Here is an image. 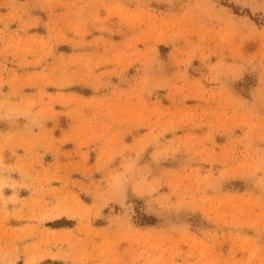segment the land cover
<instances>
[{
	"label": "clouds",
	"instance_id": "9594fccd",
	"mask_svg": "<svg viewBox=\"0 0 264 264\" xmlns=\"http://www.w3.org/2000/svg\"><path fill=\"white\" fill-rule=\"evenodd\" d=\"M61 2L62 0H0V26H2L0 27V42H3V47L0 48V56L5 58L9 54L14 57L19 56L20 67L38 65L45 57L51 56L54 42L68 40L63 29L59 27V20L52 19L50 21V36L47 40L36 37L23 38L18 33L20 30L27 31L38 20V17L31 15L33 9L46 11L50 17H55V9ZM157 2H171V0H157ZM252 2L264 5V0H252ZM217 5L218 0H192L182 15L175 17L171 22L164 21V27L161 28L155 23L157 17L146 8L140 7L133 10L125 7L120 0H71L70 3H65L64 6L68 12L61 17L76 37L71 39L70 43L74 48L87 47L90 44L97 46L102 44L103 53L98 56L76 53L67 57L61 55L49 71L31 72L24 75H17L13 72L7 78L3 72H0V89L5 84L10 88L9 93L0 91V119L14 121L15 117L23 116L28 120V124L25 126L27 135L23 133L20 135H0V264H17L22 256L24 258L23 264H40L47 257L64 259L66 262L71 259L74 264H87L90 253L76 247L73 243L75 238L71 233L57 237L42 227L44 220L49 218L48 212L43 209L42 205L43 194L48 190L47 185L53 179L64 178L58 175L61 167L59 163L56 166V171L52 173H48L46 170L43 176L39 173L33 175L35 171L33 163L39 159L34 149L41 143L52 148L55 142L43 132L33 134L31 129L32 127H39L43 130L44 122L56 115L53 108L55 104H61L68 108L67 114L78 120L83 116L86 108H93L107 110L109 114L120 118L121 123L127 122L129 125L134 124L136 127H140L147 122L149 126V131L140 136L133 145H121L119 143L123 136L120 131L113 132L106 140V147L96 164V171L103 173L101 180H93L87 186V191L94 193L97 200V203L93 205L95 211L93 212V209L89 208L79 210L81 231L89 232L90 228L87 223L89 215H99L100 208L108 200L119 195L124 186L132 181L134 192L140 196L152 197L151 202L159 210L199 209L209 219L214 216L217 221L223 219L225 223H232L237 226L246 225L255 229L257 233H264V175L259 176L255 181L256 187L260 190L259 195L248 193L246 198H229V204L233 209L231 216L220 210L222 201H219L218 197L208 194L209 190L218 191L219 182L226 176L241 174L255 177L258 172L264 173V153L254 155L248 151L254 137L259 136V138L264 139V115L257 116L254 112L256 104L264 106V87L256 90V103L246 105L237 101L229 93L224 83L230 74L234 75L245 65H252L260 70L261 83L264 84V29L257 30L254 25L238 24L227 9ZM101 10L104 11V15H101ZM113 16L118 17L121 24L128 26H136L146 21L151 23H149L148 31L131 37L125 41L123 48L115 51H113L115 45L110 44L103 37L94 38L92 41L85 39L90 34L89 25L100 32H110L109 21ZM68 17L72 18L69 19ZM205 20L207 23L203 22ZM14 21L20 22V28L16 32L10 33L8 28ZM189 32H198L200 42L184 52V58L179 59L178 63H190L197 52L203 60H207L216 50L207 49L204 44L205 40L215 42L221 57H223L224 49L227 48L234 59L241 61V64L225 63L224 59L221 58L216 63L209 64L208 74L204 79L209 84L215 85L214 88L205 87L200 80L189 84L184 73L179 74L178 83L169 82L158 76L153 77L149 69L158 66L160 63L155 56V44L147 46L142 52L136 48L137 41L153 40L158 42L167 36L168 40L175 42L181 38L186 39ZM253 39H259L260 47L256 53L246 56L241 49L245 41ZM29 55L33 59H28ZM132 57L141 61L144 71L142 75L128 85V88L112 85L110 79H105V77L110 78L115 74L120 76L121 83H125L124 73L133 62ZM107 63H114L117 68L111 71H96L101 65ZM78 79L90 84L96 90L111 87L112 96L117 101L124 97L126 102L135 101L139 105L144 104V94L147 93L151 96L155 89L171 87L176 92H183L188 87H194L196 95L205 101L216 100L224 111L220 113L205 111L199 116L184 113L178 120L175 118L161 120L157 117L153 122L152 111L146 114L143 108L137 109L130 105L129 108L121 109L119 113H116L113 104L107 102L110 98L103 96L84 100L81 97L63 93L50 96L44 91V87L48 84H54L57 88L62 89ZM28 84L39 87L40 91L36 96L21 94L22 89ZM16 96H20V99H12ZM228 109H231V114H229ZM208 115L214 116L216 123L225 131L235 126L229 121H236L237 116L240 117L237 123L247 125L248 131L244 137L237 141V143L244 144L243 159L235 157L233 148H229L226 152L218 155L205 147L203 141H197L191 137L179 138L178 143L166 141L161 144L166 133L175 131L185 122L203 119ZM86 131L87 125L85 123L81 126L80 133ZM208 138L210 139V137ZM150 145L156 146V150L152 153V160L155 163L175 155L183 148L191 153L193 158L199 157L200 160L209 163L222 161L224 167L220 170L219 175H215L211 169L202 175L198 167L192 168L190 171L186 170L183 175L177 174L176 177L167 181L172 186L170 196L153 197V193H156L161 184L165 182L164 177L149 181L143 174V170L137 166V160ZM16 147H24L26 156L18 158L14 165L5 164L4 150L11 149L15 154L14 149ZM126 150L134 152L135 157L125 156V163L120 171L111 168L110 165L114 158L118 155L124 156ZM56 152H59V148H56ZM16 171L21 176L19 181L13 180L10 175ZM136 176H139V179H135ZM6 187L14 190L31 188L33 198L31 200L20 199L15 191L11 196L6 197L3 193V189ZM172 196L175 197L174 201L171 199ZM61 202L66 203L67 197L61 198ZM10 203L16 206L11 211L8 207ZM245 206H247V212H245ZM253 208H259L260 211L253 213ZM10 216L16 219L26 217L29 222L21 227L10 229L6 223ZM114 224L121 237L131 243L137 245H148L150 241L156 243L150 245L151 251L147 247L139 249L130 247L127 260L114 257L111 261H102V264H177L175 257L182 255L177 244H166V241L171 240V236L163 231L153 235L152 233L133 230L132 226L121 217H117ZM212 238L215 239L214 236ZM55 239L68 241L69 249L67 251L58 249L53 252L48 245L50 241ZM236 239L241 242L240 246L247 251L246 258L224 261L205 260L203 259L204 250L207 249L208 245L201 242V259L196 264H264V244H257L255 237H241L239 234L236 235ZM187 255L190 256L192 253L189 252ZM184 264H188L187 259H185Z\"/></svg>",
	"mask_w": 264,
	"mask_h": 264
},
{
	"label": "rangeland",
	"instance_id": "374dc122",
	"mask_svg": "<svg viewBox=\"0 0 264 264\" xmlns=\"http://www.w3.org/2000/svg\"><path fill=\"white\" fill-rule=\"evenodd\" d=\"M71 0H62L56 7L55 17H50L49 13L43 10L31 11L33 17H38L36 23L27 29L20 30L18 35L23 38L36 37L37 39L47 40L50 36L49 27L52 19L59 20V27L63 29L68 40L54 42L53 52L51 56L45 57L38 65H28L26 67L19 66V56L9 54L6 58L0 56V72L5 74L7 78L13 72L17 75H24L31 72L49 71L53 67L57 59L63 55L65 57L76 54H86L98 56L103 53V45L100 46L90 44L87 47L74 48L70 43L71 39L76 38L70 27L61 17L68 12L64 6L65 3H70ZM125 7L130 9L146 8L157 17L155 23L161 28L164 27V21L171 22L175 17L182 15L185 8L192 3V0H171V2L158 3L157 0H120ZM218 7L222 6L228 10V13L238 24L254 25L257 30L264 29V5L254 3L252 0H218ZM101 10V15H104ZM71 19L72 17H68ZM207 23V21H203ZM150 21L136 25L128 26L121 24L118 17L113 16L109 21L111 31L100 32L89 25L90 34L85 37L87 41H92L94 38L103 37L110 44L115 45L113 51L121 49L125 45V41L133 36L139 35L141 32L149 30ZM2 27V26H0ZM20 28V22L14 21L9 25L8 31L16 32ZM166 30V29H165ZM200 42L198 32H189L187 38H181L175 42L168 40L165 36L160 41L149 40L137 41L136 48L141 52L152 44H155V56L159 60V65L154 66L151 71L153 77H161L169 82H179L178 76L181 73L186 75L189 84L196 80H200L205 87H215L209 84L204 77L208 74V65L216 63L221 58L225 63L241 64L239 59H234L228 49H224L223 57L219 54V49L216 48L215 42L205 40L204 44L207 49H215V53L210 55L207 60H203L197 52L188 64L178 63L179 59L184 58V52L190 50L194 45ZM259 39L248 40L244 42L241 51L247 56L257 52L260 47ZM3 47V42H0V48ZM111 55V53H109ZM33 59L31 55L27 57ZM132 63L124 73L126 82L121 83L120 76L112 75L110 79L112 85H119L121 88H128V85L143 74L144 66L140 60L132 57ZM117 68L114 63L101 65L96 69L97 72L111 71ZM118 71V69H117ZM223 79V78H222ZM229 93L236 98L241 104L253 105L255 101L256 90L264 87L261 83V72L258 68L252 65L241 67L234 75L230 74L224 80ZM0 91L9 93L10 88L7 84ZM40 91L38 86L28 84L22 89V95L36 96ZM44 91L50 96H55L58 93L65 95H74L81 97L84 100H92L93 97L110 98L107 102L112 103L116 113L121 109H127L130 105L137 109L143 108L145 113L152 111V121L157 117L161 120L169 118L179 119L184 113H192L199 116L201 113L208 111L220 113L224 109L218 105L216 100L205 101L196 95L194 87H188L183 92H176L171 87H164L152 91V95L147 93L143 96V105L137 102H126L124 97L119 101L112 96V88L94 89L90 84L77 80L73 84L64 88H57L54 84H48L44 87ZM47 98V97H46ZM12 99H20V96L12 97ZM146 106V107H145ZM56 115L44 122V128L32 127L33 134H41L43 132L49 139L54 141V146L48 148L45 143L38 145L34 152L38 156V160L33 163V175L39 173L41 176L56 171V166L59 163L61 166L58 175L64 179H53L47 185V191L43 194L42 205L43 209L48 212L49 218L44 220L42 227L49 233L55 234L57 237L71 233L75 238L73 243L76 247L90 253L87 264H102V261H111L114 257H120L124 260L129 258L128 249L130 247L141 248L147 247L151 251L150 245L156 243L150 241L148 245H137L131 243L127 239H123L117 231L114 221L117 217L124 218L130 224L133 230H139L144 233H152L155 235L161 231L169 234L171 240L166 241V244H177L182 255L175 257L177 264H184L187 259L188 264H196L201 259L200 253L202 244L208 245L204 250L203 259L224 261L228 259L240 260L246 258L248 253L240 246V241L236 239V235L241 237H255L257 244H264V233H257L255 229L246 225L237 226L232 223H225L224 220L217 221L213 216L209 219L203 211L192 208H181L179 210L162 211L152 203V197L148 195L140 196L133 190V182L130 181L124 186L123 191L107 201L100 208L99 215L90 214L87 220L90 231H81V219L78 214L82 208L93 209V205L97 203L94 193L87 191V186L93 180L100 181L102 172L96 171L97 160L106 147V140L115 131H120L123 136L120 138L121 145H133L136 140L145 135L149 131L148 123L136 127L134 124L121 123L120 118L111 115L107 110H96L86 108L83 116L78 120L73 116L68 115L69 109L61 104L53 106ZM231 114V109H228ZM254 112L257 116L264 115V106L256 104ZM240 117H236V121H229L235 126L230 127L227 131L216 123V118L212 115L205 116L203 119H193L181 124L175 131H170L165 134L161 140V144L166 141L179 142V138L191 137L197 141H203V145L210 151L218 155L226 152L229 148L234 149V155L238 159H243L244 144L237 141L244 137L248 131V127L244 123H237ZM87 125V131L80 133V128L83 124ZM28 120L23 117H15L14 121L9 119H0V135L8 134H24L25 126ZM110 126V127H109ZM103 133V134H102ZM210 137V139L208 138ZM63 141V143H61ZM59 148V152H56ZM156 150L155 145L147 147L143 154L137 160V166L143 170V174L147 180L151 181L155 178L164 177V181L159 187L155 196H170L172 186L167 183L179 175H183L186 170L199 168L201 174H206L209 169L215 175H219L220 170L224 167V163L216 162L209 163L202 161L199 157H192V154L185 151L183 148L175 155L162 159L159 163L152 160V153ZM248 151L254 155L264 153V139L256 136L252 139L251 147ZM13 150L5 149L3 152L4 163L14 165L18 158L25 157L26 151L24 147H16ZM125 156L135 157L134 152L125 151L124 156H116L110 165L118 171L122 170V165L125 163ZM230 162V160H229ZM150 170V171H149ZM13 180L21 179L18 171L12 172ZM264 175L258 172L255 177L249 175H229L224 177L218 186V191L208 194L218 197L220 210L231 216L233 209L229 204V198L247 197L248 193L259 195L260 190L256 187V179ZM135 179H139L136 176ZM102 186H104L102 184ZM16 192L20 199L31 200L33 192L31 188H20L14 190L10 187L3 189L4 195L11 196ZM67 197V202L62 203L61 198ZM171 199L174 201L175 197ZM9 210L14 207L9 204ZM95 209H93V212ZM245 206V212H247ZM259 208H253V213H258ZM28 219H16L9 217L7 223L8 228H18L28 223ZM186 233V235H185ZM207 234V235H206ZM215 237L213 239L212 237ZM48 247L55 252L58 249L67 251L69 242L55 239L49 242ZM189 252L192 255H187ZM103 253V255H101ZM23 256L18 260L17 264H23ZM40 264H74L69 259L67 262L64 259H52L47 257Z\"/></svg>",
	"mask_w": 264,
	"mask_h": 264
}]
</instances>
